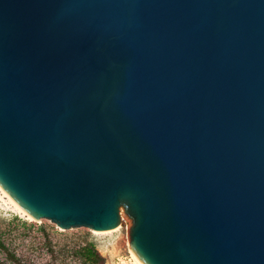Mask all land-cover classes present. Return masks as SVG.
I'll return each instance as SVG.
<instances>
[{"label":"water","instance_id":"obj_1","mask_svg":"<svg viewBox=\"0 0 264 264\" xmlns=\"http://www.w3.org/2000/svg\"><path fill=\"white\" fill-rule=\"evenodd\" d=\"M0 186L145 264H264V0H0Z\"/></svg>","mask_w":264,"mask_h":264},{"label":"rangeland","instance_id":"obj_2","mask_svg":"<svg viewBox=\"0 0 264 264\" xmlns=\"http://www.w3.org/2000/svg\"><path fill=\"white\" fill-rule=\"evenodd\" d=\"M121 223L110 231H94L85 227L62 229L50 220H29L20 214L0 191V264H13L14 254L24 264H82L74 250L93 244L105 264H136L137 255L131 245L132 218L121 207Z\"/></svg>","mask_w":264,"mask_h":264},{"label":"trees","instance_id":"obj_3","mask_svg":"<svg viewBox=\"0 0 264 264\" xmlns=\"http://www.w3.org/2000/svg\"><path fill=\"white\" fill-rule=\"evenodd\" d=\"M0 249L5 250L4 244L0 240ZM80 256L82 259V264H105V260L103 256L99 253V251L95 248L93 244L88 243L83 248H78L74 250V256ZM8 261L13 264H24L22 260H20L14 254H8Z\"/></svg>","mask_w":264,"mask_h":264},{"label":"bare ground","instance_id":"obj_4","mask_svg":"<svg viewBox=\"0 0 264 264\" xmlns=\"http://www.w3.org/2000/svg\"><path fill=\"white\" fill-rule=\"evenodd\" d=\"M0 191L8 198L14 209L20 212V214L25 215L29 220H32V218L1 188V186ZM134 259L136 264H145L137 255H134Z\"/></svg>","mask_w":264,"mask_h":264}]
</instances>
